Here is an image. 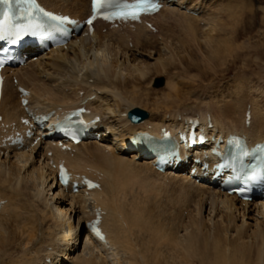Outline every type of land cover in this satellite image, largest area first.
<instances>
[{
    "label": "bare ground",
    "instance_id": "1",
    "mask_svg": "<svg viewBox=\"0 0 264 264\" xmlns=\"http://www.w3.org/2000/svg\"><path fill=\"white\" fill-rule=\"evenodd\" d=\"M40 2L50 10L80 19L85 18L90 12V0H40ZM160 2L164 4V7L159 12L143 18L153 22L155 32L145 27L143 23H127L119 25L118 28H110L108 24L97 20L94 23L93 34H86L83 29L65 47L51 49L35 57L31 56L22 66L4 71L5 80L0 100V116H2L0 135L9 132L12 128L21 129L19 121L21 116L25 115L19 103L17 86L13 83V78L29 89L30 110L36 112L54 110V114L57 115L65 109L85 102V106L92 114L101 117V122L96 125L98 128H103L97 129L98 132H103L99 141L91 140L71 146L70 152H61L51 141L32 144L34 138L26 141L20 149L15 146L0 147V225L2 223L14 225L13 233L8 232V235L1 233L2 227L0 228V250L7 246L14 247V244L21 248L19 252L21 256L15 251L9 254L8 260L12 264H87L94 263L96 260H99L101 264H158L160 251H157L156 245L160 242V235L154 227L149 228V224L147 225L144 221L141 200L143 197L139 196L142 192L145 194L143 183L148 180L145 178L146 174L156 176L157 179L159 176L162 177L161 179L172 180V182L180 181V184L186 183L183 185H191L193 189L195 187L197 191L202 192L206 203L215 205L216 210L222 209L223 216L225 212L226 222L234 220L235 218L232 217L237 214L245 217L247 215L246 218L255 217L256 229L251 235L253 239L255 238V242L258 238L257 245L260 250L253 254L255 256L253 260L250 256V246L253 242L242 240L238 230H235L234 238H230L232 242L229 244L228 253L222 254L221 251L215 257L207 256L206 252L199 251L200 246L207 245V237L206 239L199 238L197 235L190 236L188 231L183 230L173 232L175 236L169 235L170 238L165 244H168V249L180 253L178 255L183 259L182 264H264V200L258 199L251 202L239 200L236 196L226 195L212 185L196 183L182 171L158 172L152 167L153 159H139L138 151L126 152L130 139L141 132H159L161 127H166L173 132L177 126H182L185 118L189 117L207 120L209 116L214 125L210 129L211 133L243 134L252 144L264 138V86L250 80L248 82L251 83H243L244 86L242 83L238 84L240 82L238 81L233 91L228 96H222L223 98L219 95L221 97L219 100L203 99L201 102H204V107L193 112H188V109L184 108L179 109L180 105L189 98L180 91L173 80H169L166 86L168 92L165 102L162 105L158 102L154 103L156 109L154 114L150 117L148 115L144 121L137 124H132L126 118L130 110L137 108L128 110L139 100V85L147 80L146 71L150 70L149 66L152 64L148 66L131 55L129 50L134 46L131 49L134 55L141 53L152 58V55L142 52L138 44H142L146 39V31L147 34L152 35L158 33L154 19L160 14L171 11L178 13L183 20L181 26L184 32L192 38L191 40L202 43L207 50L213 51L215 57L226 55L231 58L236 55L238 49H241V44L231 46V41L241 35L240 31H233V33L229 30V33H233L232 37L231 34H226V38H221L222 33H225L224 28L228 27L229 23H232L229 29L241 25L245 31L249 25L247 22L242 23L239 19L241 13L237 14L238 9L237 13L231 10L233 5L231 9L227 5V9L222 6L225 19L230 21L222 22V24L219 17L223 15L218 16L216 15L218 13L214 14L206 10V3H209L210 7V3H214L213 0H160ZM199 24L204 27L201 28ZM141 36H145L143 40L136 39ZM217 41L223 46L222 50H215L220 47L214 45ZM199 43L196 47L200 46ZM170 47L163 45L162 50L169 52L172 50ZM207 59L205 60L208 61ZM254 75L258 79H263L259 71L254 72ZM247 111L250 115L248 126L245 121ZM48 152H52L51 158L47 155ZM50 159H52L51 164ZM59 160H64L73 174H86L97 180L100 188L92 191L81 188L78 192L72 193L70 186L61 187L57 183V170L53 169V164L57 165ZM134 172L137 174L136 181L140 189L136 187L137 185L134 186ZM143 178L146 180H140ZM24 198L27 200L28 207ZM18 200H21L25 207L17 206ZM28 208H34L30 216H26ZM95 209H99V213L102 214L100 226L104 233L103 239L93 235L85 226L87 221L94 218ZM222 215L219 216L222 218ZM244 220L243 217L242 224ZM175 230L177 231L176 227ZM37 232L46 233L48 236L42 240L41 237L36 236ZM80 234L83 237H80ZM213 239L211 238V242ZM81 241L83 245L81 244V250L78 251ZM150 243H155L153 245L156 251L149 252ZM215 244L218 243L215 242ZM209 248L211 249L208 246ZM152 250L154 249H150ZM207 251L208 254L213 253V250ZM176 252L174 253L177 254ZM169 253L172 254V252ZM239 253H241V259L238 258ZM30 254L38 256V260L35 261V257ZM168 255L170 254L167 252ZM167 256L165 255L166 259ZM171 256L165 264L180 261ZM2 258L0 255L1 262Z\"/></svg>",
    "mask_w": 264,
    "mask_h": 264
},
{
    "label": "rangeland",
    "instance_id": "2",
    "mask_svg": "<svg viewBox=\"0 0 264 264\" xmlns=\"http://www.w3.org/2000/svg\"><path fill=\"white\" fill-rule=\"evenodd\" d=\"M213 2L214 3H210V7H209V3H206L205 6L207 8L206 9L207 11H209L211 13L214 12V14L218 13L216 15L222 16L223 12H224V9H222V6H223V8H226V9H227V6L230 9L234 6L235 8L233 7V9H231V10H234V12L237 13L236 10L238 9L239 11L237 14L241 13V16L239 19H241L242 23L247 22L249 24L248 27H246V31L243 28H241L242 27L241 25H238L239 27H236L234 29L233 28L229 29L228 27H231L232 23H229L230 21L228 22L225 19L226 17L224 15L221 18L219 17V19H221V23L223 22V23H229L230 24L228 27H226L227 29L224 28L225 33H222L221 38H226L228 34H231V37H232V34L235 31H237V32L240 31L239 33H241V35H239L238 38L236 37L233 39V41H231L232 42L231 46L235 47V46L241 44V49H243V50L238 49L237 52L235 53L236 55H234V57L231 56V58L229 56L226 57V55L220 56V57H215V53L213 51L207 50L203 46L202 43L198 42L200 46L197 45L198 47H196V44H198V43L195 42L194 40H191L192 38L189 37L184 32V30L182 29L183 27L181 26V24H182L181 22H183V20L178 13L171 11V12H166V13L160 14L156 19H154V23H155L156 27L158 28V33H156V35L155 34L152 35V34H147V31H146V35H147L146 37L141 36L140 38H136L138 40H143V37L146 38L142 44H138L139 45L138 47L142 52L147 53L148 55L149 54L152 55L151 56L152 58L147 57L143 53H142L143 55H141V53L134 55L133 54L134 52L131 51V49L134 46L130 50L127 49L130 51V52L129 51L128 52L131 53V55L135 56V58H139L145 64H148V66L152 63L151 66H149L150 70L146 71L147 80H144L139 85L140 86L139 87V92H140L139 100L137 102H135L133 107L128 108V110L132 109L134 107L141 108V109H144L145 111H147L149 114V117H150L151 114H154L156 112L154 103L158 102L162 105L165 102V99L167 97L166 93L168 92V89L166 86H167V82L169 80H173L176 83V86L180 89V91L182 93L184 92L186 94V96L189 98L188 101H186V102L184 101V103H182L179 107V109H182V110H183V108L188 109V112H193L196 109L204 107L203 106L204 102H201V101H203V99L207 98V100H210V99L219 100V99H221L222 96L223 97L226 95L228 96L233 91L234 86L236 87L238 81H240L238 84L242 83V85H243V83H246V84L251 83V82H248L250 80V81L254 82L255 84L257 82L261 85L263 84L262 86H264V80H263L264 79V69H263L264 68L263 67L264 66V37H263L264 36V0H213ZM220 12H221V14H220ZM163 20H165V21H163ZM170 24H172V25H170ZM199 25L201 26V28L204 27L201 24H199ZM223 27H225V25ZM229 30H231V32H233V31L234 32L229 33L230 32ZM243 30H244V32H243ZM149 35H151V36H149ZM185 35H187V36H185ZM216 38H217V36H216ZM218 38H220V36ZM166 39H168V40H166ZM171 39H172V41H171ZM162 41H164V43ZM217 42H214V45H217L218 47L219 46L220 47L216 48L215 50H217V49L222 50L221 48H223V46H221L220 42H218L219 44ZM161 43L164 46L165 45H168L169 47L171 46L170 48L172 50H170L169 52L167 50H162L163 45ZM251 43H255V44L252 45ZM245 44H246V46H245ZM262 44H263V46H262ZM184 46H186V47L184 48ZM143 48H144V50H143ZM257 48H259V50ZM197 49H199V50L196 51ZM173 50H174V52H173ZM178 50L179 51L181 50L182 52L180 51V53H179ZM164 51H165V54H164ZM166 51L169 54H167ZM207 51H209V52H207ZM173 53H174V55H173ZM162 55L164 56V58ZM166 55H168L167 57H169V58H167ZM175 57H177V58H175ZM162 58H163V60H162ZM205 59H207L208 61H206ZM154 60L156 63L154 62ZM159 61H160V63H159ZM157 63H159V65ZM248 64H249V66H247ZM256 71H259L262 74L263 79H258L254 75V72H256ZM159 78L163 79L164 82L162 85L155 86L157 79H159ZM244 79H245V81H244ZM242 80H243V82H241ZM235 81H236V83H235ZM217 97H218V99H217ZM167 105H169V104H167ZM126 118H127V115H126ZM133 174H134V186H136L138 184V182L136 181V178H137L136 175L137 174L135 172ZM143 175H145V174H143ZM145 176H146L145 178L148 179L146 182L143 183V186H144L143 191H145V194H143L144 192H142V194L139 195L140 198H141V196L143 197V199L141 198L142 204H143L142 208L144 210L142 212V217H143L144 221L146 222V224L147 223L149 224V228L154 227L158 231V233H159L158 235H160V237H159L160 242L157 243V245H156L157 251L158 252L160 251L159 252L160 256L158 257V259H159L158 264H165L166 261L168 260V258L174 252H176V251H173L172 249H171L172 251L170 249H168L169 248V246L167 247L168 244L165 245L170 238L168 236L169 235L173 236L174 233L182 232L183 230L188 231V234L190 236H192V235L196 236L197 235V237H199V238L200 237H202V238L207 237L208 238V239L206 238L208 240V241L206 240L207 245L203 246V247L199 245L200 246L199 251L200 252H202V251L206 252L207 256L211 255L213 257L218 256L221 253V251L223 252L222 254L228 253L229 248H230L229 244H230V242H232V240L230 238L231 237L234 238L235 230H238V231H240V234L242 236V240H245V241L249 240V241L253 242L254 246L252 243L250 246L251 247L250 252L252 254V255L250 254V256H252L251 260H253V257L255 258V256H253V254L255 255V253L260 249L258 248V245H257L258 238L255 242V240H254L255 238L253 239V236L251 235L252 231L256 229V225L254 223V218H255L254 216L246 218L247 215L245 217L243 215L237 214V215H233L232 218H235L234 220L232 219L230 222H226L225 220L227 218H225L226 217L225 212H224V216H223L222 215V209L218 208L220 210H216L215 205L213 206L211 204L206 203L207 202L206 198L204 197L202 192L200 193V191H197V189H195V187L193 189V187L191 185L190 186L188 184H187V186L183 185L186 183L180 184L181 183L180 181L175 182V180H174V182H172V180L171 181H169L168 179L164 180V178L161 179L162 177H159V176H158L159 179H157L156 176L152 177L151 174H150V176H148L147 174ZM145 178L140 179V180L145 181L146 180ZM149 178H150V180L153 178L152 179L153 181L155 179H157V180H155L154 182L151 180V182H150ZM165 181H167V182H165ZM136 187H139V186L137 185ZM139 189H140V187H139ZM164 195H166V196H164ZM23 200L26 203V207H28L27 206V200L25 198ZM17 206L25 207L23 205V203L21 202V200L20 201L18 200ZM157 209H159V210H157ZM28 210L29 211H27V212H29V213L26 212V214H27L26 216H30L29 214L31 213V211H34V208H28ZM220 214L222 215V218L219 216ZM243 217L245 220H244V223L242 224V218ZM31 219H33V218L31 217ZM212 222H213V224H212ZM1 225H0V228L2 227L1 233H5V235H8V232H9V234L13 233L12 229H13L14 225L12 226L10 223H2ZM202 225H203V227H202ZM242 225H243V227H242ZM228 226H229V228H228ZM236 226H238V228ZM3 227H5L6 229L4 228V230H3ZM175 227H176L177 231L175 230ZM200 227H202V228H200ZM208 229H210V230H208ZM170 230H172V231L170 232ZM225 231L227 232V234H225L226 233ZM209 232H212V233H209ZM170 233H172V234H170ZM207 233H209V234L207 235ZM230 234L232 236H230ZM36 236L41 237L43 240L48 235L46 233L41 234L40 232H37ZM208 236L210 237V239ZM80 237H83L82 234H80ZM211 238L212 239L214 238L213 242H211ZM83 240H84V238H83ZM222 241H225V242H222ZM82 242L83 241H81V243L78 247V251L81 250V244L83 245ZM215 242L218 244H215ZM151 244L152 243H150L148 245L150 247V248L148 247L149 252L156 251V247H155V245H153L155 243H153L152 245ZM160 244L162 246H160ZM208 246L211 247V249L210 248L208 249ZM220 247H223V248H220ZM164 248H166V249H164ZM201 248L203 250H201ZM204 248L206 249V251ZM16 249H18V250H16ZM20 249L21 248L19 246H17V244L16 245L14 244V247L13 246L12 247L7 246L5 248H2L0 250V255L3 258H2V262L0 261V264H12L10 262V260H8L9 254H11V252H13V251H15L16 253H19ZM150 249H154V250L150 251ZM220 249H222V250H220ZM33 250L34 249H32V251ZM166 250H167L168 254H170V255L167 256ZM207 250H210V251L213 250L212 251L213 253L209 252L210 254H208ZM248 250H249V248H248ZM254 250H256V251L254 252ZM196 251L199 253L198 250H196ZM169 252H172V254ZM174 254L171 257H174L177 260L180 259V261H178V263H174V264H182L183 259L181 256H179L180 253L175 254L176 256ZM19 255L21 256V253H19ZM30 255L35 257L34 258L35 261L38 260L37 259L38 256H35L32 254H30ZM165 255L167 256V259L165 258ZM238 255L237 256L239 258L241 256V253H239ZM241 258L242 257H240V259ZM162 259L163 260L165 259V260L163 261ZM170 261H172V260L170 259ZM181 261H182V263H181ZM96 262H98V263H96ZM250 262H252V261H250ZM91 263L92 264H95V263L101 264L99 260H96L94 263L90 262L87 264H91Z\"/></svg>",
    "mask_w": 264,
    "mask_h": 264
},
{
    "label": "snow or ice",
    "instance_id": "3",
    "mask_svg": "<svg viewBox=\"0 0 264 264\" xmlns=\"http://www.w3.org/2000/svg\"><path fill=\"white\" fill-rule=\"evenodd\" d=\"M7 3L8 0H5ZM18 4H24L27 6L28 14H31V5L34 4V0H17ZM92 3V15L88 18L86 23L91 25L93 20L97 16H101L105 20H111L113 18L121 19H137L139 15L143 12L154 11L158 7L152 0H91ZM23 14V10H21ZM5 15H8V11L5 12ZM47 20L53 22V27H59L64 23H75L74 21L69 20L68 17L54 16L45 13ZM33 27V26H30ZM3 30L0 28V39H3ZM19 31L16 35H19ZM61 179H65V174L61 170Z\"/></svg>",
    "mask_w": 264,
    "mask_h": 264
},
{
    "label": "water",
    "instance_id": "4",
    "mask_svg": "<svg viewBox=\"0 0 264 264\" xmlns=\"http://www.w3.org/2000/svg\"><path fill=\"white\" fill-rule=\"evenodd\" d=\"M162 82H163V79H158V80H157V83H156V86H159V85H161V84H162ZM136 110H139L141 113H143V114H144V116H147V112H146V111H144V110H141V109H136Z\"/></svg>",
    "mask_w": 264,
    "mask_h": 264
}]
</instances>
